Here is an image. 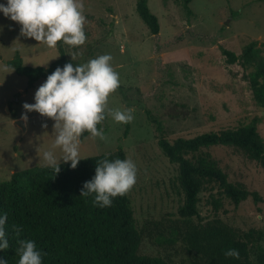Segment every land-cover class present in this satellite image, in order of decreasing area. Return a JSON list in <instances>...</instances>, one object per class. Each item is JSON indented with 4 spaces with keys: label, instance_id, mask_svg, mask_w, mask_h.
<instances>
[{
    "label": "rangeland",
    "instance_id": "1",
    "mask_svg": "<svg viewBox=\"0 0 264 264\" xmlns=\"http://www.w3.org/2000/svg\"><path fill=\"white\" fill-rule=\"evenodd\" d=\"M82 2L86 41L77 47L61 45L69 59L74 56L73 61L81 64L110 54L120 86L110 94L108 107L130 108L134 118L118 123L107 117L103 140L91 135L81 140V158L124 149L137 165L136 183L128 191L137 228L150 221L167 224L182 197L176 187L177 166L161 151L160 136L170 141L191 138L258 118L264 140V108L254 98L248 71L238 63L228 64L222 53L227 49L240 55L250 42L264 43V0H192L190 12L185 0H148L160 23L156 35L139 17L137 0ZM20 27L0 13V64L8 65L17 51L24 64L33 67L48 68L60 58L58 44L49 48L22 36ZM45 80L29 88L25 76L0 72V183L15 172L45 166L39 163L37 148L41 145L42 153L53 142L54 122L37 112L22 119L23 104L34 103V93ZM150 118L162 123V132ZM20 119L25 130L16 124ZM210 151L232 183L258 195V200L251 195L239 206L224 199L219 217L237 229L260 231L264 245V167L236 148ZM211 204L204 194L200 206L204 219L214 217ZM156 233L153 239H143L140 253L187 264L181 243L169 244Z\"/></svg>",
    "mask_w": 264,
    "mask_h": 264
},
{
    "label": "trees",
    "instance_id": "2",
    "mask_svg": "<svg viewBox=\"0 0 264 264\" xmlns=\"http://www.w3.org/2000/svg\"><path fill=\"white\" fill-rule=\"evenodd\" d=\"M191 1L185 0L189 12ZM136 9L151 33L158 34L159 19L148 0H137ZM58 48L60 58L48 68L25 65L19 51L8 65L25 76L28 87L33 88L58 66L81 64L66 56L61 42ZM222 53L228 64L238 63L248 71L254 98L264 108V43L252 41L240 55L227 49H222ZM106 120L107 117L97 125L98 129ZM150 120L158 123L157 130L162 132V123ZM258 124L259 119L255 118L247 125L174 141L160 136L161 151L177 166L176 187L182 204L176 214L167 218V224L150 221L140 230L128 192L104 208L94 206L92 197L80 196L83 184L95 174L97 161L127 158L124 149L83 158L75 169L70 163H61L58 174L46 166L15 172L0 183V213H7L5 230L9 240V249L0 251V259L16 264L17 241L24 239L35 241L44 254L43 264H170L163 257L140 253L143 239H153L158 231L160 240L181 243L187 264H264L262 233L237 229L219 217L224 199L239 206L251 195L258 200V195L232 183L210 151L219 146L236 148L264 167V140ZM89 135L83 133L81 140ZM204 194L211 198V219H204L200 212ZM229 248L238 250V259L224 255Z\"/></svg>",
    "mask_w": 264,
    "mask_h": 264
},
{
    "label": "clouds",
    "instance_id": "3",
    "mask_svg": "<svg viewBox=\"0 0 264 264\" xmlns=\"http://www.w3.org/2000/svg\"><path fill=\"white\" fill-rule=\"evenodd\" d=\"M0 13L19 24L22 36L44 43L49 48L59 42L71 47L86 41L84 4L82 0H6L0 3ZM72 60L74 56H71ZM110 54H101L86 63H65L47 75L36 89L34 103L23 104L26 113L37 112L51 119L53 142L42 153L37 148L39 163L60 172L61 162L75 169L83 159L80 155L81 137L85 132L104 139L102 128L97 127L106 117L118 123L133 120V110L109 108L110 94L120 86L119 73L112 65ZM15 68L0 64V72L12 73ZM47 128V124L43 125ZM57 149L62 155L57 156ZM137 165L130 158H107L97 161L95 174L86 181L80 196L92 197L94 206H111L113 199L126 194L136 183ZM7 213H0V251L9 249L5 230ZM17 232L19 229H15ZM16 264H43V253L33 240H18ZM226 257L239 258L235 248L224 252ZM0 264H8L0 259Z\"/></svg>",
    "mask_w": 264,
    "mask_h": 264
},
{
    "label": "water",
    "instance_id": "4",
    "mask_svg": "<svg viewBox=\"0 0 264 264\" xmlns=\"http://www.w3.org/2000/svg\"><path fill=\"white\" fill-rule=\"evenodd\" d=\"M16 124L22 129L25 130V124H24V120L20 119L16 121Z\"/></svg>",
    "mask_w": 264,
    "mask_h": 264
}]
</instances>
